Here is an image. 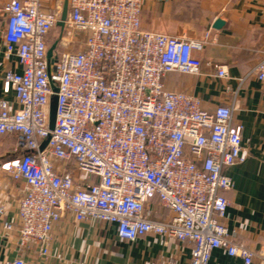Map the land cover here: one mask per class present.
<instances>
[{"label": "built area", "instance_id": "1", "mask_svg": "<svg viewBox=\"0 0 264 264\" xmlns=\"http://www.w3.org/2000/svg\"><path fill=\"white\" fill-rule=\"evenodd\" d=\"M143 8L144 0H68L57 38L58 2L46 9L44 0H7L0 10L5 56L20 69L3 76L17 108L0 101V169L26 184L17 222L2 226L17 232L20 255L4 264H38L23 256L32 249L47 259L52 232L69 216L115 225L126 242L147 234L191 242L190 264H210L216 249L244 264L258 256L224 223L223 192L234 187L226 170L246 160L242 127L234 125L237 93L232 105L208 111L198 96L165 85L172 73L200 76V54L219 34L147 30ZM208 65L213 77L230 79L227 66ZM249 75L264 85V53ZM153 200L167 219L151 217ZM5 213L0 206V219Z\"/></svg>", "mask_w": 264, "mask_h": 264}, {"label": "crops", "instance_id": "2", "mask_svg": "<svg viewBox=\"0 0 264 264\" xmlns=\"http://www.w3.org/2000/svg\"><path fill=\"white\" fill-rule=\"evenodd\" d=\"M6 2L0 0V10ZM56 2L63 8L66 0H44V6L52 9ZM217 19L225 22L221 30L213 28ZM4 26L0 16V101L6 99L17 108L14 92H7L3 82L7 71H20L17 58L5 56ZM142 26L197 38L210 28L219 34L218 45L209 44L200 54V76L172 73L165 85L170 91L198 96L208 111L232 105L237 93L234 125L242 127L246 160L226 170L234 187L223 192L230 202L224 223L236 241L258 254L253 264H264V85L249 75L264 53V0H144ZM209 63L227 66L230 79L213 77L215 71ZM25 186L0 169V206L6 209L0 219V264L20 255L17 232L3 233L2 226L3 221L17 222ZM148 211L158 221L170 215L156 200ZM192 250L191 242L153 234L122 241L115 225L76 222L69 216L52 232L47 259L33 249L23 256L38 264H190ZM210 264H244V260L216 249Z\"/></svg>", "mask_w": 264, "mask_h": 264}, {"label": "water", "instance_id": "3", "mask_svg": "<svg viewBox=\"0 0 264 264\" xmlns=\"http://www.w3.org/2000/svg\"><path fill=\"white\" fill-rule=\"evenodd\" d=\"M67 16H68V0H66L65 4H64V7H63V11H62V17H61V21L59 22L58 26L61 30H64L65 28V21L67 19ZM225 26V22L222 20V19H217L215 21V23L213 24V28L216 29V30H221L223 27ZM56 49V44L52 46L50 52H49V57L51 58L52 57V54L54 52V50ZM53 90L54 92H57V88L56 87H53ZM57 97L54 96L52 98V101H51V105H50V118H49V128L51 131L54 130L55 128V124H56V118H57ZM48 140H46L42 146H41V149L43 150L47 144H48Z\"/></svg>", "mask_w": 264, "mask_h": 264}, {"label": "rangeland", "instance_id": "4", "mask_svg": "<svg viewBox=\"0 0 264 264\" xmlns=\"http://www.w3.org/2000/svg\"><path fill=\"white\" fill-rule=\"evenodd\" d=\"M60 33H61V29H60V28L56 29V30L53 32V37H54V38H57V37L60 35ZM74 49H78V48L75 47Z\"/></svg>", "mask_w": 264, "mask_h": 264}]
</instances>
